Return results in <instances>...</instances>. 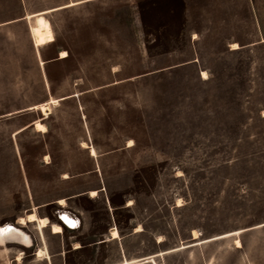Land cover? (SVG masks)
<instances>
[{
  "label": "rangeland",
  "instance_id": "1",
  "mask_svg": "<svg viewBox=\"0 0 264 264\" xmlns=\"http://www.w3.org/2000/svg\"><path fill=\"white\" fill-rule=\"evenodd\" d=\"M183 1L0 0V264H264V0Z\"/></svg>",
  "mask_w": 264,
  "mask_h": 264
},
{
  "label": "bare ground",
  "instance_id": "2",
  "mask_svg": "<svg viewBox=\"0 0 264 264\" xmlns=\"http://www.w3.org/2000/svg\"><path fill=\"white\" fill-rule=\"evenodd\" d=\"M36 15H38V14L37 13H31V14H28L26 17L27 18H31V17L36 16ZM33 35H34V38H35L36 42L37 41H41L43 39L42 36L40 34H38V33H34ZM232 48H238L236 43H233V47ZM67 55H68V52H66V50L61 51V58H65V56H67ZM43 63L44 62L41 60V64H43ZM201 75H202L203 78L207 77V73L205 71H202ZM74 95H76V94H74ZM59 100L60 99L50 98L48 100V102L39 103L37 105H32V106L34 108L40 109L44 114H48L49 112H51V109H52V105L51 104H57ZM35 128L38 131H45L46 130V125L38 120V121H35ZM83 146L84 147L88 146L90 154L92 156H97V151H96L94 146L87 144V142H83ZM64 176L68 177L67 175H64ZM91 193H92V196L93 195L95 196L97 194L96 190H91ZM60 201H61V204H62L64 202V199H60ZM18 222L20 224H24V225L27 224V223L37 222L38 223L37 227L40 228L41 230H43L46 227H50V230H52L53 233H61V232H63L61 224H59L57 222H52L49 225L45 218H43L41 216H38L37 213L34 212V211L28 213L26 216H19ZM142 229L143 228L141 226H138L137 231H140ZM239 234H240V230H236V231H231L229 233L213 236L211 238L199 239L197 231L194 230L193 238L197 239V240H194V242H192V243H190L188 245L182 244L181 246H179L176 249L185 248V247H192V246L200 244V243H205V242L212 241V239L227 238V237L232 236V235H236L235 236V243H236V245L238 247H241L242 243H241V241L239 239V236H238ZM112 236L114 238L119 237V232H118L117 228H114L112 230ZM159 239H161V238L159 237ZM14 241H20L23 244H29L30 243V237H29L28 234L23 232V230H20L17 227L15 228V227H13L11 225L0 226V242L1 243H5V242H14ZM159 253L162 254L164 252H159ZM22 254H23V251L21 250L18 253V256H17V259H16V260H18V262H20L21 259L23 258ZM45 254H46V252H45L44 248H39L38 249V252H37L38 258H40V259L43 258L45 256ZM137 260L138 259H127L126 258V259H123L122 262L117 263V264H134L135 262H137Z\"/></svg>",
  "mask_w": 264,
  "mask_h": 264
},
{
  "label": "crops",
  "instance_id": "3",
  "mask_svg": "<svg viewBox=\"0 0 264 264\" xmlns=\"http://www.w3.org/2000/svg\"><path fill=\"white\" fill-rule=\"evenodd\" d=\"M26 16H27V14L23 15L21 18H15V19H11V21L2 22V23H0V26H2V25H6L7 26V25H11L14 22H18V21H22V20H27L28 18ZM33 44H34V42H33ZM34 125H35V122H34Z\"/></svg>",
  "mask_w": 264,
  "mask_h": 264
},
{
  "label": "trees",
  "instance_id": "4",
  "mask_svg": "<svg viewBox=\"0 0 264 264\" xmlns=\"http://www.w3.org/2000/svg\"><path fill=\"white\" fill-rule=\"evenodd\" d=\"M163 1H166V2L177 1V2H179V4H180L181 7L184 6V1L183 0H163Z\"/></svg>",
  "mask_w": 264,
  "mask_h": 264
}]
</instances>
